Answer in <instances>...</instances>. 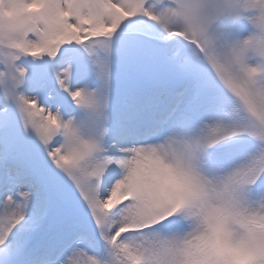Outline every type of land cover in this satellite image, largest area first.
I'll return each instance as SVG.
<instances>
[{"label": "snow or ice", "instance_id": "obj_1", "mask_svg": "<svg viewBox=\"0 0 264 264\" xmlns=\"http://www.w3.org/2000/svg\"><path fill=\"white\" fill-rule=\"evenodd\" d=\"M5 3L0 264H264V0Z\"/></svg>", "mask_w": 264, "mask_h": 264}, {"label": "clouds", "instance_id": "obj_2", "mask_svg": "<svg viewBox=\"0 0 264 264\" xmlns=\"http://www.w3.org/2000/svg\"><path fill=\"white\" fill-rule=\"evenodd\" d=\"M4 10H6V11H4ZM0 11H2L3 14H5V15H11L14 12L13 8L7 3L0 5ZM260 204H264V198H262V200L258 203L257 207H259ZM209 216L213 222V227L215 229L216 234L222 236V234H223L222 224H221L222 217H221L219 211L216 209H210L209 210ZM259 223L261 224V226H264V221H261ZM234 251L238 254L242 253V249H239V248L234 249Z\"/></svg>", "mask_w": 264, "mask_h": 264}]
</instances>
